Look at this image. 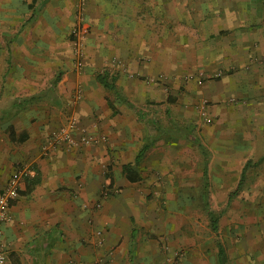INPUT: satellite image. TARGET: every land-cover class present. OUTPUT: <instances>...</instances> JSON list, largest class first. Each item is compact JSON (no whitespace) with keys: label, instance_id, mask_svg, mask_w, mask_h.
Here are the masks:
<instances>
[{"label":"crops","instance_id":"obj_1","mask_svg":"<svg viewBox=\"0 0 264 264\" xmlns=\"http://www.w3.org/2000/svg\"><path fill=\"white\" fill-rule=\"evenodd\" d=\"M25 165L6 264H264V0H0V195Z\"/></svg>","mask_w":264,"mask_h":264},{"label":"built area","instance_id":"obj_2","mask_svg":"<svg viewBox=\"0 0 264 264\" xmlns=\"http://www.w3.org/2000/svg\"><path fill=\"white\" fill-rule=\"evenodd\" d=\"M53 137L67 146H74L76 144L91 146L97 143L95 137L87 130L78 127L77 121H74L68 129L54 132ZM34 176L35 169L31 165L23 166L9 179L0 195V264H6L8 260V241L3 225L11 220V207L13 202L19 197L22 186Z\"/></svg>","mask_w":264,"mask_h":264},{"label":"trees","instance_id":"obj_3","mask_svg":"<svg viewBox=\"0 0 264 264\" xmlns=\"http://www.w3.org/2000/svg\"><path fill=\"white\" fill-rule=\"evenodd\" d=\"M125 171H126L128 179L131 182L136 181L137 176L135 175L134 170H132L128 167H125ZM213 228L218 230V225L216 222H213ZM219 258H220V264H225V253H224V250L222 248L220 250Z\"/></svg>","mask_w":264,"mask_h":264}]
</instances>
